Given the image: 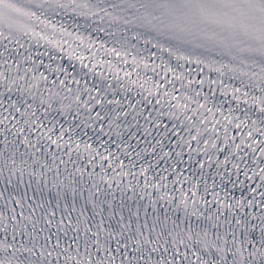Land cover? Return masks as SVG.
<instances>
[{
  "label": "snow or ice",
  "instance_id": "obj_1",
  "mask_svg": "<svg viewBox=\"0 0 264 264\" xmlns=\"http://www.w3.org/2000/svg\"><path fill=\"white\" fill-rule=\"evenodd\" d=\"M0 264H264V0H0Z\"/></svg>",
  "mask_w": 264,
  "mask_h": 264
}]
</instances>
